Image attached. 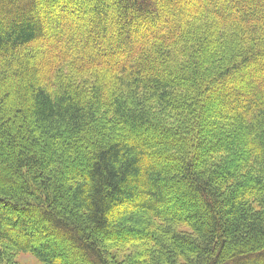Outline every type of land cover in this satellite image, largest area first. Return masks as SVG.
Masks as SVG:
<instances>
[{
	"label": "trees",
	"instance_id": "1",
	"mask_svg": "<svg viewBox=\"0 0 264 264\" xmlns=\"http://www.w3.org/2000/svg\"><path fill=\"white\" fill-rule=\"evenodd\" d=\"M123 249L264 264V0H0V264Z\"/></svg>",
	"mask_w": 264,
	"mask_h": 264
},
{
	"label": "rangeland",
	"instance_id": "2",
	"mask_svg": "<svg viewBox=\"0 0 264 264\" xmlns=\"http://www.w3.org/2000/svg\"><path fill=\"white\" fill-rule=\"evenodd\" d=\"M89 11H92L91 9H89ZM110 15H112L110 13ZM34 49H38V48H34ZM40 50V49H39ZM212 102V101H211ZM182 213L184 216H187L189 214L192 213V207L189 206L188 208H184L182 210ZM53 238H50V242H53ZM54 243V242H53ZM112 252V259L113 260H117L119 262H121V260L125 261L127 260V258H129L126 262H128L127 264H137V261H139V258H141L139 255H137L136 253H130L129 249H123V250H119V251H111ZM65 261H68V257H65ZM9 264H41L39 263L32 255L27 254V253H20L18 255H13L12 258L8 261Z\"/></svg>",
	"mask_w": 264,
	"mask_h": 264
},
{
	"label": "bare ground",
	"instance_id": "3",
	"mask_svg": "<svg viewBox=\"0 0 264 264\" xmlns=\"http://www.w3.org/2000/svg\"><path fill=\"white\" fill-rule=\"evenodd\" d=\"M207 125H209V124H207ZM124 131V130H123ZM152 144V143H151ZM156 144V143H155ZM155 146V145H154ZM163 152V151H162Z\"/></svg>",
	"mask_w": 264,
	"mask_h": 264
}]
</instances>
